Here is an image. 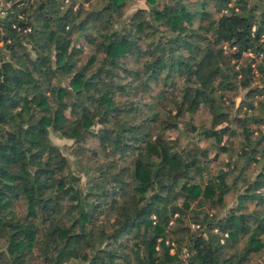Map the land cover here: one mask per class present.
<instances>
[{
  "label": "trees",
  "instance_id": "16d2710c",
  "mask_svg": "<svg viewBox=\"0 0 264 264\" xmlns=\"http://www.w3.org/2000/svg\"><path fill=\"white\" fill-rule=\"evenodd\" d=\"M131 1L0 0V264H264V0Z\"/></svg>",
  "mask_w": 264,
  "mask_h": 264
},
{
  "label": "rangeland",
  "instance_id": "374dc122",
  "mask_svg": "<svg viewBox=\"0 0 264 264\" xmlns=\"http://www.w3.org/2000/svg\"><path fill=\"white\" fill-rule=\"evenodd\" d=\"M144 5H145L144 0H132L130 3V6L127 9V12L128 13L131 12L137 6H144ZM50 136H51V139L60 146V148L67 156L68 160L70 161V163H74V155H73V151L71 148L72 140L69 138L60 137L53 132L50 133ZM226 199H227L228 205H232L235 203V198H234V195L232 194H228L226 196ZM172 251H173V248H171V252Z\"/></svg>",
  "mask_w": 264,
  "mask_h": 264
}]
</instances>
